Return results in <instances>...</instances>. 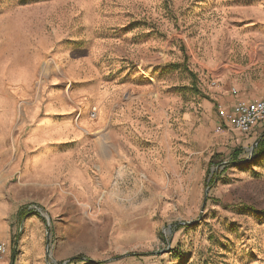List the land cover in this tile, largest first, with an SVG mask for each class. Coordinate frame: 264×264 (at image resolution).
<instances>
[{"label":"rangeland","instance_id":"rangeland-1","mask_svg":"<svg viewBox=\"0 0 264 264\" xmlns=\"http://www.w3.org/2000/svg\"><path fill=\"white\" fill-rule=\"evenodd\" d=\"M260 99L264 0H0L13 158L53 144L61 187L91 188L81 241H58L41 202L20 209L44 222L47 264H264V121L243 133L221 115Z\"/></svg>","mask_w":264,"mask_h":264},{"label":"crops","instance_id":"crops-1","mask_svg":"<svg viewBox=\"0 0 264 264\" xmlns=\"http://www.w3.org/2000/svg\"><path fill=\"white\" fill-rule=\"evenodd\" d=\"M222 100L226 107H230L234 102V99L229 96H225ZM102 112L99 111L98 116H102ZM7 116V114L0 116V172L4 166L8 165L5 173L0 175V241L10 243L14 230H17L21 235L19 240L18 238L16 240L19 253L14 256V264H47L48 261L44 256L47 242L44 222L36 214L24 216L25 213L22 214L20 209L28 202H41L40 204L45 207L54 220L53 229L58 241H81L82 235L76 232L81 227L80 224L86 222L81 213L83 204L87 205L85 199L89 197L91 188L78 187L77 180L74 178L68 185L61 187V179L67 177V165L59 164L56 162L57 159L53 158L56 155L53 144L45 142L39 144L43 149L41 150L42 155L41 152L37 155L31 154L24 162L13 158V151L8 146V139L10 135L14 134V127L5 125ZM83 117L85 116L83 115ZM86 118L88 117L86 116ZM81 120V125L89 124L87 121L81 122ZM86 127L91 126H81L79 129L85 130ZM50 130L56 133H65V128L62 126L50 127ZM31 144V142L27 143V149ZM70 167V172L74 173L75 167ZM10 176L14 177V181L11 183L8 179ZM69 196H72L74 201H71ZM51 199H54L53 203ZM57 213L65 214L63 218L65 221L56 219ZM113 223H110V229L112 230V240L115 241L119 223ZM96 224L91 229L88 228L86 232V235H90L87 237L88 241L90 239L91 241H100ZM103 240L106 241V236ZM115 258L117 257L113 256L109 259Z\"/></svg>","mask_w":264,"mask_h":264},{"label":"built area","instance_id":"built-area-1","mask_svg":"<svg viewBox=\"0 0 264 264\" xmlns=\"http://www.w3.org/2000/svg\"><path fill=\"white\" fill-rule=\"evenodd\" d=\"M222 126L227 130L246 133L256 124L264 121V99L254 102L238 100L228 110L222 111ZM6 251L4 242H0V258Z\"/></svg>","mask_w":264,"mask_h":264}]
</instances>
